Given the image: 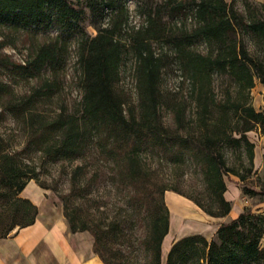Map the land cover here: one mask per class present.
<instances>
[{
    "label": "trees",
    "instance_id": "obj_1",
    "mask_svg": "<svg viewBox=\"0 0 264 264\" xmlns=\"http://www.w3.org/2000/svg\"><path fill=\"white\" fill-rule=\"evenodd\" d=\"M98 1H107L104 6L114 2L0 0L2 25L35 30L57 25L62 33L78 38L82 83L79 114L61 112L49 118L39 104L48 94L43 87L20 97L14 85L0 77V98H7V103H0V239L36 222L39 208L22 193L31 180H39V170L29 155L41 151L59 159L84 160L73 170V190L60 198L71 231L89 232L94 237V252L105 264H164L163 241L170 229L165 201L168 190L192 200L211 217H224L232 210V202L225 197V176H236L245 195L264 196V187L247 182L255 173L256 147L248 132L264 124V110H257L248 100L256 81L264 84V15L251 8L241 12L234 1L191 0V25L176 23L168 32L166 16L174 17L184 4L163 11L172 6L170 0L164 6L143 3L147 24L134 30L129 44L136 53L135 73L144 105L140 116H127L116 89L128 52V42L121 37L126 20L122 10L116 9L120 15L106 26L94 22L98 32L88 34L87 9L94 16L103 11ZM162 37L170 39L181 72L193 84L192 100L160 102L162 57L156 55L152 42ZM198 40L207 44L206 53L193 47ZM3 46L0 41V49ZM61 48L59 41L44 44L24 64L0 53V68L35 77L45 67L58 65ZM223 76L233 86L235 97L228 90L227 98H218L215 81ZM164 106L173 113L172 123L160 118ZM8 118L23 125L25 138L21 141L18 135L1 129ZM144 142L172 164L171 180L156 176L143 164L139 151ZM94 149L117 164L119 174L134 188L135 199L144 206L147 230L138 249L133 245L134 251L144 252V262L124 247L126 234L117 229L119 225H104L73 202ZM230 151L236 156L233 164ZM186 167L193 171L187 176ZM260 204L264 199L248 205L231 221L219 222L211 239L197 233L175 240L165 264H264V210Z\"/></svg>",
    "mask_w": 264,
    "mask_h": 264
},
{
    "label": "rangeland",
    "instance_id": "obj_2",
    "mask_svg": "<svg viewBox=\"0 0 264 264\" xmlns=\"http://www.w3.org/2000/svg\"><path fill=\"white\" fill-rule=\"evenodd\" d=\"M147 1L164 6L167 0H114L109 6H104L107 1H98L103 11H100L95 16L90 9H87L85 28L91 36L96 35L98 32L95 23L106 26L111 21V18L113 19L114 16L120 15L116 9L122 10L121 15L126 20L121 31V37L128 42V52L116 89L124 101L127 116L132 114L140 116L144 105L138 90L135 73L136 53L129 42L130 38L134 36V30L147 24L142 8V4ZM190 1L170 0L172 6L163 11H170L171 7L177 3L184 4V7L177 11L174 17L166 16L165 24L168 32L174 29L176 23L180 25V23L185 22L191 25L192 13L188 8ZM227 1H234L235 6L241 12L249 11L248 9L251 8L253 13L264 15V8L262 7L264 6V0ZM0 41L4 43L0 53L9 56L17 64H24L31 59L40 46L54 44L59 41L62 48L59 63L55 68L45 67L35 77H26L21 75L19 71L0 68V77L11 82L16 89L17 96L20 97L28 94L34 88L43 87L48 94L40 99L41 102L39 104L49 118L61 112L79 114L82 101V83L78 38L69 37L62 33L57 25L44 30H35L14 29L0 24ZM193 47L202 53L208 51L207 44L202 40H198ZM152 48L157 56L162 57V71L159 81L160 102L166 105V103L173 102L176 99H194L193 84L181 72L175 59L170 39L162 37L154 40ZM215 90L219 99L227 98L228 90L235 97L234 88L233 86H228V80L225 76L219 77L215 81ZM248 100L257 110H264V84L259 80L256 81V85L250 91ZM0 103H7V98H0ZM160 118L162 121L172 123L173 113L164 106L160 110ZM1 129L6 133L18 135L19 141L25 138L23 125L12 122L10 118L3 122ZM252 131L248 132L252 133L248 134V136L255 141V145H258L259 151H261V148H264V124L257 125ZM92 153L93 157L92 155L90 156L85 173L79 180L75 189L76 192L72 195L73 202L75 205L82 207L83 213L93 214L104 225H119L117 229H121L126 234L124 247L130 251L131 256L136 253L140 261L144 262V252L133 250L134 246L135 249H138L140 238L145 235L147 230L144 206L135 199L134 188L127 179L119 174L117 164L103 155L99 149L92 150ZM139 153L143 164L154 171L156 176L165 181L172 179L171 176L175 172L172 164L168 163L153 145L144 142ZM29 156L33 157L39 170V180H31L22 193L23 196L32 200L39 208V215L36 220L39 219L41 230L37 231L33 240L37 243H45L48 241V237L51 236V243H60L62 246L67 241H88V239L83 238L84 235L87 238L92 236L87 231H84L85 234L81 232L71 234L73 232L64 216L63 203L60 198L61 194H68L73 190V170L77 165L84 163V160L69 161L59 159L41 151H32ZM228 157L230 163L233 164L236 159L234 153L228 152ZM185 171L186 176L188 173L193 172L192 168L189 167H186ZM254 171L255 173L251 174L247 182L250 185H257L261 189L264 187V164L259 168L254 166ZM231 177L225 176V179L232 181ZM87 182L91 183L89 188L85 186ZM236 183H239L240 187L243 185L239 180ZM246 197L250 201L248 205L264 199L262 195L255 197L246 195ZM165 201L170 210V220H172L171 232L166 242L167 245L172 239H178L190 234L200 233L211 237L219 222L223 219V217L209 216L192 200L173 190H168L165 193ZM67 236L69 237L67 238ZM92 239L94 242L93 236ZM40 252L42 251H36V258L34 257L36 264H60L62 258L59 255H54L55 251L49 256L47 255L46 258L40 255ZM46 253H48V250H46Z\"/></svg>",
    "mask_w": 264,
    "mask_h": 264
},
{
    "label": "crops",
    "instance_id": "obj_3",
    "mask_svg": "<svg viewBox=\"0 0 264 264\" xmlns=\"http://www.w3.org/2000/svg\"><path fill=\"white\" fill-rule=\"evenodd\" d=\"M251 140L255 142L253 139ZM254 164L256 168H259L260 166L262 167V165L264 164V148H261V151H259L258 145H256L255 148ZM231 179L232 181L226 179L227 191L225 192V197L232 202L233 207L231 212L224 216L220 222H229L232 219L236 218L244 211V207H247L250 202L246 195H244L239 183H236L239 179L233 176L231 177ZM260 206L264 210V204H260ZM171 226L172 220H170L169 233L171 232ZM40 230L41 225L38 219L33 225L22 228L17 233L12 234L9 237L0 239V264H36L35 258L37 250L42 251L40 252V255L44 256V258L55 251L54 255H59L62 258L60 264H105L99 257V255L94 252V242L92 236L87 238L84 235L83 238L88 239V241L86 242L67 241L62 246L60 243H51V236L48 237V241L45 243H37L36 241H34L33 239L36 236L37 231ZM216 231L217 228L215 229L211 237H206L209 239L213 238ZM81 233L85 234L84 232ZM169 233L166 235L163 241L162 253L164 264L165 257L167 256L169 249L171 248L173 242L177 240L172 239L171 242L167 245L166 242L169 237ZM68 237L69 236H67V238ZM46 250H48V253H46Z\"/></svg>",
    "mask_w": 264,
    "mask_h": 264
}]
</instances>
